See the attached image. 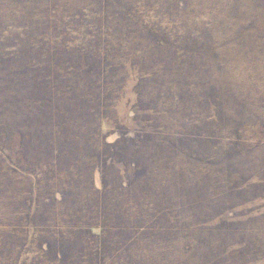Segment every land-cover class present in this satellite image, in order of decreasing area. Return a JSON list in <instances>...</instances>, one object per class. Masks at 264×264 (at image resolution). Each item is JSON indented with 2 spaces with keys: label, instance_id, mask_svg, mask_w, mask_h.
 Masks as SVG:
<instances>
[{
  "label": "rangeland",
  "instance_id": "obj_1",
  "mask_svg": "<svg viewBox=\"0 0 264 264\" xmlns=\"http://www.w3.org/2000/svg\"><path fill=\"white\" fill-rule=\"evenodd\" d=\"M0 264H264V0H0Z\"/></svg>",
  "mask_w": 264,
  "mask_h": 264
}]
</instances>
